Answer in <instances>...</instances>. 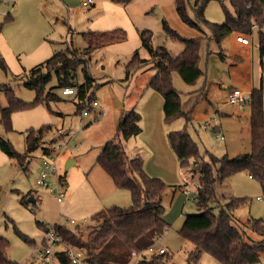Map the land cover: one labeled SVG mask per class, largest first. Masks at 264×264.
Returning <instances> with one entry per match:
<instances>
[{
    "label": "rangeland",
    "instance_id": "374dc122",
    "mask_svg": "<svg viewBox=\"0 0 264 264\" xmlns=\"http://www.w3.org/2000/svg\"><path fill=\"white\" fill-rule=\"evenodd\" d=\"M86 1L0 0V138L8 142L16 153L24 156L20 165L16 159L8 158L0 150V237L9 242L8 258L18 264H26L33 251L40 246L45 228L51 230L54 225L64 226L73 231L77 238L86 241L88 232L94 227L91 217L96 212L111 206L125 208L131 205L130 193L126 190L112 194L99 191L111 180L96 163L102 145L114 135L123 113L133 109L139 113L140 94L144 90L136 91L137 88H144L141 84L145 83V76L137 74V77L123 81L124 65L135 51L140 57H146L140 45V32L150 31L152 44L167 48L169 39L162 30L163 22L182 37L185 36L175 26L190 27L177 15L173 0H131L127 4L91 0V3L83 5ZM187 3V13L193 17L194 0H187ZM223 6L232 13L228 1ZM223 6L217 1H208L204 18L211 23H219V18L224 21ZM114 29L124 32L122 42L93 51L86 59L81 55L86 48L83 33ZM252 38L256 45V30ZM68 49H73L74 55L83 61L71 72L69 81L81 85L85 81V74L88 75L93 83L85 93L84 100L87 102L89 98H94L99 107L88 111L85 117L76 112L79 100L77 91L73 95H61V89L57 87L58 79L52 71L39 103L12 111L9 122H3L1 111L9 106L10 99L23 103H31L35 99V91L25 86L31 69ZM48 92L58 99L48 102L45 99ZM101 107L103 114L98 115ZM177 121L164 125L173 127ZM179 123L181 127L177 130L183 128L184 123ZM42 126L50 127L44 134L43 144L33 153L26 154V132ZM139 126L142 133L126 142V154L130 158L139 154L144 172L167 185L162 205L165 208L164 218L170 227L154 243L152 252L155 254L146 251L137 261L133 257L129 264L150 261L157 257L159 249L166 254L153 264H188V253L193 245L178 231L184 216L197 213L192 197L196 192L198 176L180 170L177 163L172 167L165 162L162 164L158 157L156 160L148 159L150 152L146 143L150 138L144 134L147 129L142 117ZM197 131L190 134L199 154L205 160L210 156L221 158L223 145L229 142L228 138L223 142L217 137L224 134L226 138L223 126L221 133L205 127ZM239 142L241 148L239 151H229V158L250 152L249 138L241 137ZM43 147L50 149L56 167L47 187L38 186L35 182L43 160L47 159ZM147 159L152 171L145 168ZM68 160L72 165L65 169ZM154 173H160L163 177ZM181 189L189 191V195L186 197L180 192ZM57 193H63L60 202L56 200ZM216 193L221 205L226 194L245 199V203L233 212V224L243 229L244 239L249 244H264V236L245 226L250 219L264 222V189L260 184L240 172L230 178L227 188H223V183L218 184ZM23 197H32L35 204L30 202L28 206L23 205ZM65 249L61 243L54 246L55 253ZM51 264H56L55 260ZM196 264L218 262L203 252ZM256 264H264V253L260 254Z\"/></svg>",
    "mask_w": 264,
    "mask_h": 264
},
{
    "label": "trees",
    "instance_id": "16d2710c",
    "mask_svg": "<svg viewBox=\"0 0 264 264\" xmlns=\"http://www.w3.org/2000/svg\"><path fill=\"white\" fill-rule=\"evenodd\" d=\"M113 3L127 4L131 0H109ZM211 0H194L193 17L187 13V0H173L174 8L181 21L201 32H208V38L220 43L232 33L251 35L257 34V49L260 67L264 66V0H214L222 6L228 1L232 13L223 6L225 19L222 24L211 23L204 18V9ZM256 28V29H255ZM165 37L183 45V50L172 55L164 46L152 45V34L145 30L140 32V45L149 56L140 57L135 51L124 65V79L127 81L135 71L146 65L155 70L147 87L161 95L163 99L162 115L165 124L183 117L189 122L187 113L180 106V93L173 87L172 73L176 72L186 85H193L202 75L198 67L199 47L202 38H185L162 23ZM86 48L81 55L86 59L96 50L108 45L122 42L124 32L114 29L104 32H87L82 34ZM1 63V61H0ZM83 61L74 55L73 49L55 54L44 63L31 69L27 76L26 87L36 93L31 103H23L10 99L9 106L2 109V121L9 122L14 110L35 106L40 101L44 87L51 79L54 71L60 89L75 86L69 81L74 71ZM45 72V73H43ZM92 79L85 74V81L77 85L78 102L76 112L94 99L87 102L85 93L92 86ZM8 92V91H7ZM10 97V95H9ZM45 99L56 101L58 97L48 92ZM250 106V152L236 157L216 158L210 156L205 160L198 152L196 143L191 139L186 129L170 132L167 143L175 154L180 170L198 176V184L194 194L197 213L184 216L178 234L188 239L193 249L188 253V264H196L204 252L214 258L218 264H256L260 254L264 253V244L248 243L244 239L243 229L234 226L233 212L245 203L243 198L231 197L221 205L218 201L216 186L222 184L233 175L243 172L256 180L264 189V89L262 86L252 90L249 96ZM141 115L134 109L126 112L119 122L112 138L105 142L96 158V163L110 177L118 190L130 193L129 207L111 206L95 213L91 219L94 227L88 232L86 241L66 229L54 225V230L62 240L85 252V264H129L133 253H142L164 234L169 225L163 219L165 208L162 196L167 185L159 178L150 177L144 172L143 161L140 157L130 158L126 154V142L141 133L139 122ZM50 130L42 126L37 130L26 132V154L33 153L43 144L44 134ZM44 153L49 154V148L43 147ZM0 150L10 159H16L21 165L24 156L16 153L12 146L0 138ZM62 181V177L59 176ZM25 206L30 205L27 197L21 199ZM32 204H35L32 203ZM260 236H264V222L248 220L245 225ZM47 229L45 228V231ZM9 242L0 237V264H18L7 256ZM158 254L150 261H140L139 264H153L163 258ZM60 264H67L61 253H56Z\"/></svg>",
    "mask_w": 264,
    "mask_h": 264
},
{
    "label": "crops",
    "instance_id": "0c3cea01",
    "mask_svg": "<svg viewBox=\"0 0 264 264\" xmlns=\"http://www.w3.org/2000/svg\"><path fill=\"white\" fill-rule=\"evenodd\" d=\"M83 5H85V3H83ZM221 21L222 18H219L217 20L219 23L217 24H222L224 22ZM175 29L185 36V38H202L199 47L198 64L202 75L193 85H186L176 72L172 73L173 87L181 95V110L183 113H187L189 117V122H186L183 117L175 119L178 121L173 127H167V125L165 126V123H163V99L161 95L147 87L148 82L155 73V70L151 68V65L142 67L139 71H135L130 77H137V74L145 76V83L141 84V87L144 86V88H137L136 92L139 93L141 90H144L143 94H140L141 96L140 104H138V110L142 117V123L145 124L147 129L144 134H147V137L149 136L150 138V141L146 143L150 152L148 159L154 158L156 160L158 157L157 160L160 159L162 164L165 162L167 165H171L172 167L175 163L178 164L177 158L174 156L175 154L168 146L167 135L170 132L180 131L177 130L181 127V123H179V121L184 123L181 130L186 129L190 137L191 131L197 133V130H201L203 127L210 128L213 131L221 133V128L223 126V132L225 133L226 138L224 134L221 135L220 133L217 137H219L220 140H223V142L225 139H229L227 140L229 142L226 141L227 143L223 145L222 156L228 157V155H230L229 151H239L238 149L241 148L238 145L240 143L239 138L247 137L250 141L249 96L255 88L262 86V89H264V66L261 68L259 64L257 42L256 45H254L251 34L247 35L250 40L249 45H242L235 39L237 33H232L220 43H215L214 41L209 40L208 32L206 30H203L204 32L202 34L198 30L191 27L181 28L179 26H175ZM166 46L169 49V52L173 55H177L183 50V45L179 42L169 40V42L166 43ZM141 58L148 59L149 56L147 52L146 57ZM233 89H238L243 93L245 96V101L243 103L236 105L229 104L227 100L228 94ZM125 113L126 112L123 113L120 119H122ZM219 116L220 120L218 119ZM138 155L139 154H136L135 156L138 157ZM239 155L242 154H237L234 157ZM148 159L145 162V168L152 171L148 166ZM154 174H157L160 178L163 177L160 173ZM108 178L110 179L109 176ZM230 178L223 182V188H227ZM248 178L253 180L249 176ZM111 182L112 180L110 183L105 185V188H101L102 190L99 191H103L104 194H112L116 191H120L115 187L113 182ZM180 192L184 194L182 189ZM185 196L187 197V195ZM231 197L232 196L227 194L226 196L223 195V205L226 204L228 199ZM257 200H259V197H257ZM163 219L165 220L164 216ZM165 222L170 227V224L166 220ZM137 260H139V257L136 258V261Z\"/></svg>",
    "mask_w": 264,
    "mask_h": 264
},
{
    "label": "built area",
    "instance_id": "2783aa9c",
    "mask_svg": "<svg viewBox=\"0 0 264 264\" xmlns=\"http://www.w3.org/2000/svg\"><path fill=\"white\" fill-rule=\"evenodd\" d=\"M88 3H91V0H87L85 2V5ZM235 39L238 43L242 45H249L250 43L249 38L243 34H237ZM76 91H77V85L73 87H66V88L61 89V95L63 96L73 95ZM227 100L229 104L236 105V104L243 103L245 101V96L240 90L233 89L228 94ZM98 107H99V103L95 99H92L88 103V105L83 108L81 115L85 117L88 115V111L98 108ZM103 110H104L103 107H101L100 110L98 111V115L103 114ZM46 156H47V159L43 160L42 162L40 175L35 181L36 185L41 186V187L48 186L49 179L54 175L56 171L55 160L51 152ZM183 193L185 195H189V192L186 190H183ZM62 198H63V193H57L56 195L57 202H60ZM192 199H194V196L192 197ZM59 243L63 244L66 248L63 252H59V253H61L62 256L67 260V264H84L85 263L84 250L65 243L53 228L51 230H46L40 246H38L33 251L29 259L27 260L26 264H51L53 260L56 261V264H60V260L56 257L57 252L55 253L54 251V246ZM153 246L154 245L150 246L142 253H137V254L133 253V257L138 258L146 251L151 252V254H155L154 252H152ZM165 253L166 252L163 249H159L157 252V255L165 254Z\"/></svg>",
    "mask_w": 264,
    "mask_h": 264
},
{
    "label": "water",
    "instance_id": "95a60500",
    "mask_svg": "<svg viewBox=\"0 0 264 264\" xmlns=\"http://www.w3.org/2000/svg\"><path fill=\"white\" fill-rule=\"evenodd\" d=\"M70 165H72V162L70 160H68L66 165H65V169L68 168ZM28 201L31 202V203L35 202L32 197H29Z\"/></svg>",
    "mask_w": 264,
    "mask_h": 264
}]
</instances>
